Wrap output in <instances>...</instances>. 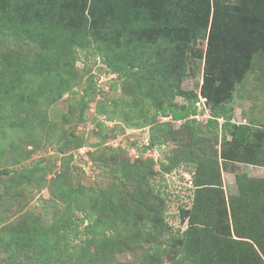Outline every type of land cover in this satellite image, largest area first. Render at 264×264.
Returning a JSON list of instances; mask_svg holds the SVG:
<instances>
[{"label": "trees", "instance_id": "trees-1", "mask_svg": "<svg viewBox=\"0 0 264 264\" xmlns=\"http://www.w3.org/2000/svg\"><path fill=\"white\" fill-rule=\"evenodd\" d=\"M78 1L82 4V0H0V38H20L24 43L31 41L41 46L40 53L32 61L37 69L35 78L31 77L24 85L21 81L29 78L33 68H20L22 62L29 60L23 54L25 51H0V90L4 85H16L15 92L20 96L11 110L21 111L24 127H32V121H41L40 109L36 105L50 104L65 93L70 98L74 94L72 87L76 81L67 76L60 80V72L66 66L67 50L70 48L76 54L77 49L83 47L78 43L77 33H74L75 18L67 15L71 9L79 8ZM86 3L87 0L83 5ZM88 5L93 22L89 31L80 32V39L89 42L92 38L93 50L103 63H109L112 70L118 69L119 77L134 70L132 77L135 83L131 90L124 96L112 98L105 107L120 110L127 106L133 116L126 120V127L138 132L148 130L147 144H139L137 139L131 141L136 151L146 153L155 145H175L163 152L165 160L159 161L157 170L152 156L139 154L141 156L132 158L124 154L122 146L112 148L104 145L108 135L101 141L90 143L89 148H92L88 152L93 153L92 165L109 185L85 187L88 190L85 192L59 177L53 184L55 191L52 196L59 202L57 206L61 212L54 223L44 226L32 217L25 218L28 225L12 228L0 239L4 253L18 264L24 258L30 264H91L92 256L86 247H94L95 256L103 255L99 264H105V253L113 256L125 249L137 251L142 249L139 244L146 242L148 246L138 259L145 255L144 264H264V177L244 176L238 180L237 192L227 195L218 158H227L226 145H230V141L221 143L219 150L212 146L217 144V138L212 141L211 136L217 132L219 117L223 120V140L227 127L235 128L232 131L235 141L243 133L241 125L234 127L231 122L232 107L224 103L230 86L229 68L226 69L224 62L226 58L220 60L217 57L214 64L215 67H223L220 70L222 75H218L222 76H219L221 84L227 81L225 87L217 80L215 83L219 84L214 87L204 88L202 85V93L214 98L213 103L208 102L212 117L206 119L205 127H201L203 124L194 117H189L199 112L196 92L182 91L178 79L172 83L173 95L178 96L174 101L167 98L161 102L155 92L147 93L145 89L150 77L162 85L172 76V70L176 71L171 65L172 55L206 38L208 57L212 58L217 51H224L226 55L229 47V52L238 53L240 63L248 62L252 51L248 45L258 41L261 48L264 47V0H90ZM83 11L78 17L80 24L86 21ZM100 11L110 19L129 21L105 34L99 28V20L95 19ZM171 43L174 46L169 49ZM150 54L160 57L159 63H154L149 77L139 76L147 71ZM213 68V65H208L207 76L214 75ZM112 70L109 68L114 72ZM36 79H43L44 86L51 92L44 96V101L37 95L34 97L35 94L27 99ZM57 82L63 84L56 88ZM198 84V81L194 83L195 88ZM138 93L142 96L138 97ZM88 94L85 87L78 101V122L86 118L89 98L85 96ZM155 100L161 103L154 105ZM159 116L185 120L178 129L172 130V123L160 121ZM64 118L69 119L70 113L64 114ZM96 126L95 133L104 135V121H98ZM75 142L76 150L86 146L85 139ZM247 142L248 137L244 139V143ZM241 150L238 154L240 159L236 155L228 159L264 166L263 160L254 155V150L249 149L246 153ZM73 154L66 156L65 163L69 164L68 159L73 158ZM33 167L20 171L0 169V175L11 171L15 177L21 173L27 177L33 174ZM177 168L191 174L195 193L192 206L180 213L181 222L187 219V226L183 229L168 224L166 195L155 185L157 177L161 181L165 173ZM127 185L134 188L131 200L137 201L121 196L120 188ZM128 202L131 205L128 206ZM165 233L169 236L160 241V236ZM164 258L168 262L163 263Z\"/></svg>", "mask_w": 264, "mask_h": 264}, {"label": "rangeland", "instance_id": "rangeland-1", "mask_svg": "<svg viewBox=\"0 0 264 264\" xmlns=\"http://www.w3.org/2000/svg\"><path fill=\"white\" fill-rule=\"evenodd\" d=\"M84 2L85 0H82L81 4V1H78L76 4H80L79 8H73L67 12V15L74 16L76 22L74 33H77L76 38L79 39L78 43L83 44V47L77 49L76 54L70 48L67 50L64 61L66 66L60 72V80L67 76L76 81L74 87H72L74 91L72 98L67 97V93H65L60 99L50 104L42 103L36 105L40 109L41 121H32L34 123L32 127H24V116L21 111L15 110L13 112L11 110L12 105L18 103L16 98L20 96L15 92L16 85H4L0 90V169L3 171L5 169L20 171L22 168H32L33 165L38 164L36 168L33 167V174L27 175V177L24 176V173H21V176L15 177L11 171L0 175V239L5 237L10 229L28 225L25 222L27 221L25 218L32 217V219H36L38 223L44 226H50L54 223L61 212L60 207L57 206L59 202H56L52 196V193L55 191L53 184L57 182L59 177H61L62 181H67L74 188L80 187L85 192H88L85 187L90 188L93 185L98 187L101 184L103 186L109 185L107 181H104L98 169L92 165L91 158L93 157V153L88 152L92 148H89L90 143L101 141L103 137L106 138L108 135L107 139L104 140V145L112 148L122 146L125 149L124 154L132 158L141 156L139 154L147 157L152 156L155 159L154 168L157 170H159V161L165 160L163 152L171 150L175 145L174 143L158 145L164 147L161 152H158L155 147L146 153L136 151L135 145L131 141L137 139L139 144H143L146 138H148V130L138 132L133 131L135 130L133 128L126 127V120L133 116L132 113L128 112L127 106H123L120 110L105 107V104L111 103L112 98L124 96L126 91L131 90L132 85L135 83L132 77L134 70H130L124 76L119 77L118 69L112 70V67H109V63H103L100 60V56L93 50L92 38L89 42L80 39V32L89 31L90 25L93 22V17L90 15V12L88 13L90 0H87L85 5H83ZM82 11L86 17L85 24L78 22V17L81 16ZM110 18L104 12L101 13V11L95 17L100 22V30L105 34L129 21V19L118 21ZM21 40L20 38H13L11 40L0 38V51L4 53H13V51H19V49L25 51L22 53L29 60L22 62L23 64L20 65V68L21 70L30 66L33 68L32 73L28 74L29 78H24L25 80L21 81L24 85L31 77L35 78L34 73L37 69H35V63L32 61L33 57L40 53L41 46L31 41H25L26 43H24ZM207 43L208 38L203 41H197L189 48H185L172 55L173 60L171 65L176 71L172 70V76H169L168 80L162 85H160L161 83L156 78L150 77L145 89L147 93L155 92L156 98H159L161 102L167 98L174 101L178 96L173 95L172 83H175V79H178L180 89L182 91H195L197 103L201 101L206 107L205 113L208 112V115L198 114L196 117L194 115L189 116L201 122L203 124L201 127H205L207 117H212L209 112L208 102L213 103L214 98L202 93V85L204 88H209L220 83L219 76L222 75L220 70L223 67L222 65L215 67L214 64L218 59L217 57L220 60L226 58L224 62L226 69L227 67L229 68L227 71L230 86H228L229 94L224 103L232 107L231 122L235 125L234 127L241 125L243 133L238 135L236 137L237 141H235V137H232V131L235 128L227 127L226 131H224L226 135L225 140H223L221 138L224 135L223 132L221 135L223 120L219 117L217 118V132L215 135L214 133L212 134L211 139L213 141V138H217V144L214 143L212 146H216L218 150L221 143L230 141V145H226L225 157L227 158H218V165L220 166L225 193L231 195L237 192L238 180L240 178L244 176L252 178L264 177V171L262 172V176L254 173L251 175L243 168L247 165L246 163L240 160L228 159L235 157V155L237 159L238 157L240 159V156H238L240 149H242V153H246L245 151L251 149L255 151L254 155L256 158L264 162V47L262 46L261 48L259 42L254 41L253 44L247 46L248 49H252L250 60L240 63L238 53L235 51L229 52V47L226 49V55L224 51H217L212 58L208 57ZM173 46L174 43L169 44V49ZM150 56L151 58L148 57L147 60V71L140 73L139 76L149 77L154 63H159L157 60L160 57H156L155 54H150ZM109 57L112 61L114 60L111 56ZM208 65H213V69H215L213 76H207ZM58 66L56 65L55 67ZM109 68L114 72L109 71ZM233 68L234 70L231 71ZM205 80L207 83H205ZM216 80L219 83H215ZM42 81L43 79L33 81V86L35 87L30 90L27 99L31 94H35L34 97L37 95L44 101V96L47 93H51ZM196 81L199 83L197 88L194 85ZM61 84L63 82H57L54 87L58 88ZM226 84L227 81L225 80L221 85L225 87ZM7 85L10 84L7 83ZM112 85H114V88ZM85 87L88 88L89 92L88 96H85V98H89L85 110L86 118L84 121L78 122V101L83 95ZM137 96L141 97L142 95L138 93ZM161 102H156L155 100L153 103L154 105H159ZM70 105L71 112H69ZM98 109H101L102 112L98 113ZM67 113H70L69 119L64 118V114ZM158 119L162 122L170 121L172 123V130L178 129V126L185 120H173L171 117L169 119L158 117ZM100 120L105 123V136H98L95 133L98 129L96 123ZM246 137L249 138V142L244 143ZM81 139H85L86 146L76 150L74 148L75 141ZM100 149L101 147L97 151H100ZM69 153L74 154L73 158L68 159L69 164H67L65 163V158ZM252 165L263 166L261 164ZM157 178L158 180L155 185L160 187V190L165 193L167 199L165 215L168 224L174 227L181 226L182 229L185 228L187 226V219L181 222L180 213L182 209L190 208L194 202L195 193L194 185L191 182V174L182 168H177L170 173H165L161 181L159 177ZM120 189L122 197L127 196V199L132 202L137 201L131 200L134 188L127 185L125 188ZM129 205L131 203L128 202ZM155 205L157 206V204ZM156 212L158 211L156 210ZM77 213L81 215L79 211ZM168 236L169 234L165 233L159 239L160 241H165ZM146 246H148L146 242L142 245L140 243L138 247L142 249H138L137 251L125 249V251H117L113 256H108L105 253V264H144L143 259L145 255L140 260L138 259L143 254L141 251L143 249L146 250ZM93 248L86 247L92 256L91 264H99V260L103 255L99 253L95 256V249ZM3 250L4 248L0 246V264H18L17 261H12L4 253L5 250ZM165 262H168L166 258H164L163 263ZM19 264L30 263L29 260L24 258V261Z\"/></svg>", "mask_w": 264, "mask_h": 264}, {"label": "crops", "instance_id": "crops-1", "mask_svg": "<svg viewBox=\"0 0 264 264\" xmlns=\"http://www.w3.org/2000/svg\"><path fill=\"white\" fill-rule=\"evenodd\" d=\"M243 168H245L246 172L250 173L251 175L252 173H254V174H258V176H262V172L264 171L263 166H257L252 164H247Z\"/></svg>", "mask_w": 264, "mask_h": 264}, {"label": "built area", "instance_id": "built-area-1", "mask_svg": "<svg viewBox=\"0 0 264 264\" xmlns=\"http://www.w3.org/2000/svg\"><path fill=\"white\" fill-rule=\"evenodd\" d=\"M196 105L198 107L199 112L196 115H194L195 117L198 116V114H200V115H204V114L208 115L209 114L208 112L205 113L206 107L203 105V102L201 103V101H200V102L196 103ZM201 110H203V112H200ZM159 117L162 118V119H165V118L169 119L170 118V116H159ZM147 143H148V138H146V140L144 141V144H147Z\"/></svg>", "mask_w": 264, "mask_h": 264}, {"label": "water", "instance_id": "water-1", "mask_svg": "<svg viewBox=\"0 0 264 264\" xmlns=\"http://www.w3.org/2000/svg\"><path fill=\"white\" fill-rule=\"evenodd\" d=\"M155 149L158 151V152H161L162 149H164V147H160L158 145H155Z\"/></svg>", "mask_w": 264, "mask_h": 264}]
</instances>
